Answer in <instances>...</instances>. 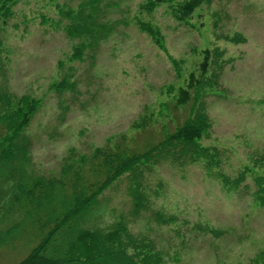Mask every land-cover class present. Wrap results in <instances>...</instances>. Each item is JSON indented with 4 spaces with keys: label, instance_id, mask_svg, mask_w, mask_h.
Wrapping results in <instances>:
<instances>
[{
    "label": "rangeland",
    "instance_id": "obj_1",
    "mask_svg": "<svg viewBox=\"0 0 264 264\" xmlns=\"http://www.w3.org/2000/svg\"><path fill=\"white\" fill-rule=\"evenodd\" d=\"M80 1L18 0L1 24L0 92L11 101L38 100L24 131L31 176L60 178L65 165L120 135L140 147L161 138L188 115L189 106L174 105L177 89L201 50L215 46L230 62L218 89L204 98L211 127L201 143L222 151L221 171L231 177L252 157L262 158L258 168L264 173V0H211L194 13L191 25L177 22L165 4L147 13L139 9L144 0H102V6L112 5L104 13L114 29L93 52L71 58L77 40L65 34L68 21L60 9H74ZM137 19L160 29L165 49L138 29ZM236 32L244 42L223 37ZM64 78L75 91L57 90ZM142 118L147 127L133 128ZM144 176L152 208L175 214L177 223L159 225L145 212L135 216L123 177L103 193L99 225L123 217L132 232L164 252L163 264H264V207L255 206L248 192L227 193L201 163H161ZM246 183L252 188L250 178ZM20 216L16 211L0 220V228ZM206 224L223 234L199 230ZM38 238L26 222L15 239L0 246V264L18 262Z\"/></svg>",
    "mask_w": 264,
    "mask_h": 264
},
{
    "label": "trees",
    "instance_id": "obj_2",
    "mask_svg": "<svg viewBox=\"0 0 264 264\" xmlns=\"http://www.w3.org/2000/svg\"><path fill=\"white\" fill-rule=\"evenodd\" d=\"M18 0H0V28L12 15ZM211 0H144L140 10L151 13L160 5H167L171 16L179 23L190 24V19L203 4ZM102 0H81L76 8L60 9L67 23L65 34L77 42L71 58H81L87 51H94L114 29L115 22L105 16V8L112 6ZM138 29L165 49L163 36L156 25L136 21ZM225 40L241 43L245 38L239 32L224 35ZM2 42L0 39V51ZM201 59L189 71L183 86L177 89L175 107L189 106L188 115L174 122L172 129H165L161 138L143 146H136L125 135L110 144L95 147L88 155L67 164L60 178L31 176L29 165L30 141L24 134L38 100L22 96L11 101L0 92V220H7L16 211L19 220L0 228V246L16 237L18 230L29 222L37 231L38 241L27 254L13 264H163L164 252L149 237L130 230L123 217L107 225H99L103 207V193L126 178L127 193L131 197L132 213H149L159 225L177 223L175 214H166L152 208L146 171L156 165L168 163L186 166L201 163L206 173L218 178L227 193L246 194L255 206L264 207V173L258 157H252L233 177L221 171L222 151L206 146L201 139L211 127L204 98L208 91L217 90L221 73L229 59L217 46L201 50ZM92 57V54L91 56ZM58 91H75L68 78L56 83ZM177 122V123H176ZM147 120H135L133 128L145 129ZM251 179V186L246 183ZM199 230L219 237L223 231L211 226L198 225Z\"/></svg>",
    "mask_w": 264,
    "mask_h": 264
}]
</instances>
